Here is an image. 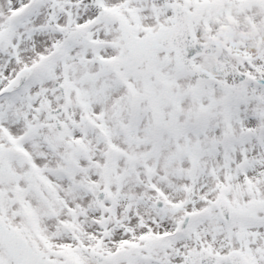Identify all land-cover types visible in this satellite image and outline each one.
Masks as SVG:
<instances>
[{
    "label": "snow or ice",
    "instance_id": "obj_1",
    "mask_svg": "<svg viewBox=\"0 0 264 264\" xmlns=\"http://www.w3.org/2000/svg\"><path fill=\"white\" fill-rule=\"evenodd\" d=\"M0 264H264V0H0Z\"/></svg>",
    "mask_w": 264,
    "mask_h": 264
}]
</instances>
